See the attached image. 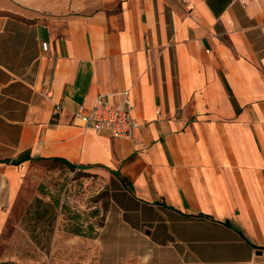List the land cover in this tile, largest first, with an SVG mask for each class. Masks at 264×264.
Instances as JSON below:
<instances>
[{"label": "crops", "instance_id": "1", "mask_svg": "<svg viewBox=\"0 0 264 264\" xmlns=\"http://www.w3.org/2000/svg\"><path fill=\"white\" fill-rule=\"evenodd\" d=\"M125 91L131 139L75 122ZM53 159L108 179L95 264H264V0H0V244Z\"/></svg>", "mask_w": 264, "mask_h": 264}, {"label": "rangeland", "instance_id": "2", "mask_svg": "<svg viewBox=\"0 0 264 264\" xmlns=\"http://www.w3.org/2000/svg\"><path fill=\"white\" fill-rule=\"evenodd\" d=\"M24 177L19 206L26 213L11 219L0 244V264H95L97 250L87 240L80 244L77 236L92 237L94 226L104 225L110 208L108 179L99 172L73 171L54 162L33 163ZM36 217L39 228L33 224ZM19 221L26 234L18 236L15 249L12 245L5 249ZM56 235L68 238V250L53 249Z\"/></svg>", "mask_w": 264, "mask_h": 264}, {"label": "built area", "instance_id": "3", "mask_svg": "<svg viewBox=\"0 0 264 264\" xmlns=\"http://www.w3.org/2000/svg\"><path fill=\"white\" fill-rule=\"evenodd\" d=\"M123 96L122 103L114 105L106 96L100 95L91 107L78 108L75 122L86 130L107 134L113 139H131L138 123L132 115L133 103L129 91H125ZM60 110L61 106H57V113Z\"/></svg>", "mask_w": 264, "mask_h": 264}, {"label": "trees", "instance_id": "4", "mask_svg": "<svg viewBox=\"0 0 264 264\" xmlns=\"http://www.w3.org/2000/svg\"><path fill=\"white\" fill-rule=\"evenodd\" d=\"M42 162H54V163H61L63 164L64 166L70 168L71 170H76V167L74 165H72L71 163L65 161V160H60V159H53V160H40ZM22 162L24 161H13L12 164L13 165H20Z\"/></svg>", "mask_w": 264, "mask_h": 264}]
</instances>
